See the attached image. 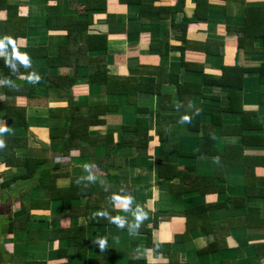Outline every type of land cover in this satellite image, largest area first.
Segmentation results:
<instances>
[{"label":"trees","instance_id":"trees-1","mask_svg":"<svg viewBox=\"0 0 264 264\" xmlns=\"http://www.w3.org/2000/svg\"><path fill=\"white\" fill-rule=\"evenodd\" d=\"M44 1L52 11L46 18L48 31L65 34L64 44L56 53H51L48 46L25 44L31 27L29 17L21 15L18 5L0 0V15L7 24L0 43V92L4 94L0 111L5 116L6 127L14 129L0 148V164L26 169L25 173L6 181L0 176V186L8 187L18 180L35 181L37 190L51 192L50 200L41 202L40 209L56 208V213L68 210L74 222L65 228L62 221V227L41 228L40 233H34L36 236H30L29 209H38L37 201L32 199L30 204H22V211L16 218L11 217L7 227L0 224V243L14 233H28L26 249L34 257L27 264H87L84 256L90 249L88 244L93 242L89 237L101 227L104 232L107 228H119L122 243L134 231L146 237V247L160 250L153 241L154 229L162 216H175L176 212L142 208L139 197L147 188L133 186L135 181L128 174L91 171V166H101L106 160L114 168L138 163V159L151 169L153 116L158 145L155 148L152 145V149L159 156L156 160L159 186H170L171 193L179 197L197 193L207 199L211 194L220 195L230 186L229 172L242 170L250 197L255 194L264 198V178L255 173L257 167H264V127L259 123L264 106L262 0H242L247 2L242 3L243 16H233L234 24H224L221 20L239 0ZM122 7L128 8L126 29L130 40L154 28L150 31L149 51L156 52L161 62L141 63L131 66L127 75H116L108 67L109 32L92 31L99 22H104L112 32L111 27L121 17L118 9ZM179 14L181 18L177 17ZM141 18L153 19L155 24L150 26ZM168 21L175 32L172 38L171 29L165 24ZM198 26L205 31L200 32ZM226 33L236 39L233 41ZM35 61L56 69L55 74L36 75ZM88 68L94 70L88 73ZM83 69L87 71L83 73ZM217 90L222 94H216ZM49 91H55L68 102L64 107H50V117H64L66 122L48 127V135L61 140L59 150L71 157L73 164L88 163L84 167L86 172L71 174L60 163L52 164L48 157L17 156L16 149L28 147L30 141L27 105L32 98ZM94 94L97 100L91 97ZM76 96H80V102L88 103L85 110L83 102L74 104ZM253 102L257 107H248ZM114 116L120 122L113 131H107L109 119ZM19 129L24 133L15 132ZM131 149L138 152L136 159L127 154ZM74 151L79 155L72 156ZM22 195L23 201L26 194ZM206 199L199 206L187 207L183 214L192 215L193 219L187 218L186 230L175 235V242L191 240L195 229L208 234V230L213 233L223 226L213 223L208 214L227 209L229 197L224 203H208ZM122 201L128 204L127 211L136 212L139 220L134 222L118 214V203ZM246 209L252 219L264 211V207ZM100 210L103 213L99 214ZM91 213L92 222L88 225L77 222L80 217L88 219ZM142 218L148 220L140 223ZM46 219L38 217L39 221ZM130 224L132 229L128 228ZM247 227L253 228L248 224L242 229ZM220 233L221 230L217 231L213 243L199 252L211 253L222 247ZM167 244L170 245L167 242L163 245L167 247ZM8 245L7 252L12 256L14 245ZM121 251L108 242L102 252L103 259L114 264L115 259L122 258ZM141 262L133 258L129 264Z\"/></svg>","mask_w":264,"mask_h":264},{"label":"crops","instance_id":"crops-1","mask_svg":"<svg viewBox=\"0 0 264 264\" xmlns=\"http://www.w3.org/2000/svg\"><path fill=\"white\" fill-rule=\"evenodd\" d=\"M9 1L11 4H16L20 7L22 11L20 12L21 15H27L29 17V23L31 24V27L29 29L28 37L26 38V41L24 43L37 47L48 46L51 53H56L59 46L64 44L65 34L63 33V35H60L58 32L57 34L50 33L48 31V27H46V18H48V16L52 14V11L48 9L47 3L44 0ZM262 3H264V0H262ZM238 7L239 6L235 5L234 8L228 10V16L223 17L221 21L224 22V24H234L235 21L233 16H243L239 14ZM127 11V7L118 9V15L120 14L119 16L122 17L124 14V16L126 15V18L122 17L121 19L120 17L117 23L118 25L114 24L111 27V30H113L112 32L110 31V26L104 24V22H99V25L94 26V31H92H100L105 33L109 32V51L107 52L108 67L111 73L116 75H127L129 74L131 66L135 67L141 63H159L157 58L159 57V55L156 52L149 51V44L151 41V34L149 33L150 31H143L139 35L132 36V40H130L131 35H129V32L126 29L127 24H125L127 21ZM53 12L55 11L53 10ZM217 20L219 19L217 18ZM6 27V20L3 15H0V43L3 42V39L5 37ZM198 27L200 32L205 31L202 30V26ZM192 32L195 34V30H193ZM226 36L233 41L234 39H236L234 35H229L226 33ZM171 55L173 56V54ZM40 61H35L33 63V68L36 75L46 76L55 74L56 69L47 68L45 65L41 64ZM93 70V68H88V73L92 72ZM86 71V69L82 70L83 73H85ZM93 91L94 90H92V92ZM96 93H98V90L96 91ZM88 96H86L85 98H87ZM81 97L85 99L83 96ZM91 97H93L94 99L97 98L96 94L91 95ZM108 99H110V97ZM3 100L4 94L0 92V103ZM79 100H81L80 96H76L74 104L75 102H83L81 103V105L83 106V110H85L88 103L83 100L80 102ZM67 102L68 100L66 98L58 97L55 91H49L47 93L45 92L41 97H35L34 99L32 98L30 103L27 105L29 118V130L27 134L30 137L29 146L16 149L17 156L19 158H25L27 156L47 157L49 154L50 157H48L50 162L52 164H57L53 162L54 156L62 155L69 160H67L68 164L66 165V167L62 165V168L64 167V169H67V167L69 168L71 166L69 168L71 173H73L74 170L76 172L77 168H84L89 165L88 163L73 164V160L70 159L71 157L64 156L63 153L59 150L61 140L50 138V136L48 135V127L62 125L66 122V119L64 117H50V107H64L67 105ZM254 106L257 107L256 105H254V102L249 103L248 105V107ZM261 111L263 112V116H261L259 123H261L264 127V106L263 108H261ZM109 120L110 122L108 126H106V130L113 131L112 129L115 127V124L120 122V118L116 117V120L110 118ZM154 128L156 129V126ZM11 132H14V129L6 127L5 116L0 111V148L5 146V137ZM15 132L24 133L22 129L15 130ZM156 140L157 136L155 135L153 146L154 148L157 146L155 145L157 142ZM154 148L152 150L153 156ZM74 153L76 154L74 155ZM77 154L79 155V152L74 151L72 153V156H78ZM51 157L53 160H51ZM96 167L98 168L99 166ZM155 168L156 167H153L152 165L150 169V171H153L154 174H156L157 172ZM91 169V171L94 170L92 166ZM241 171H236L235 173L229 172L228 179L230 182V186H226V189L224 188L225 190L223 191V193L221 192L220 195L211 194L207 197V199L197 193L179 197V195H174L171 193L170 186H159L158 184H156L157 180L153 182L152 179H146L147 181H145V185H143L144 188H147L146 195L141 196L142 202L140 206H144V208H148L153 212L159 211L161 210V208L163 210L166 209L172 212H176L175 216H168L166 218L163 217V219H160L159 226L154 229V232L152 234L153 241L155 243H159H156L155 245L158 248L160 247V250L156 251L152 247H146V237L142 235L138 236L134 231L130 232L128 234V237L125 238L122 243V231H120L119 228H107L106 232H104L102 231V229H100V227V230L98 229L97 232H92L89 237V239H91L93 242H91L92 244H88L90 245V249L87 252V255L84 256V260L86 258L88 264H96V262L102 264L104 261L105 264H112L109 261L107 262L103 259L104 254L102 253L108 246L109 242L111 246L116 248V250H122V258L115 259L114 264H129L130 259L133 258L135 260L138 259L139 261H142V264H183L187 262V264H264V211L261 215L259 214L257 217H255V219L254 217L252 219L248 217L246 209V207L263 208L264 198H259L258 195L256 197L255 194L250 197L247 192L248 189L245 186L243 173ZM25 172L26 169L24 168H16L13 166L7 167L5 166V164H0V176L2 181H6L16 175L23 174ZM255 173L257 177L264 178V167H257L255 169ZM262 188H264V186H262ZM156 190L158 192H156ZM16 194L19 196L12 198V201L8 200L9 197H12ZM22 194H26V197H23V201L22 199H20V195ZM50 197L51 192L49 189L37 190L35 187V181L31 180H18L8 187L0 186V222L4 224L6 219L10 221L12 215H15L14 218H16L19 212L22 211V204H30L32 202V199H35V201H37L38 203L35 207L38 209H29V214L31 217L29 218L28 222L30 223L32 230L38 229L37 232H41V228H38L36 226L38 217H46L48 219V225L46 223L47 226L42 227V229H46L47 227H49L50 229L62 227L64 225H62V221L63 223H65L66 220H69L70 224L71 220L72 222H74L68 210L63 211L62 213H56V208H52L50 210L40 209L43 206L41 205L43 203H41L40 201L46 202L50 200ZM226 197H229L230 200H225ZM242 198L244 199V202L242 201ZM205 199L208 203L209 201L224 203L228 200L227 209L222 208V210H214L213 212H210L208 214L210 216V220L214 221L213 223H223V226H220V228L213 233L212 230H208V234H204L200 229H195L191 233V240L186 242H175V235L185 232L187 218L190 220L193 219L192 215L187 217L183 214L187 207L193 208V205L199 206L202 202L205 201ZM20 200L24 203L20 202ZM124 204L125 203L123 201L122 203H118V214L124 217H127V215H129L127 218L134 222H136V220H139L136 213L133 214L134 212L127 211V208L124 209L123 207H120V205L123 206ZM217 211L223 213L224 215L216 214ZM68 217L70 219H68ZM147 220L148 219L143 220L142 218V221L140 220V223H144ZM77 222H79L80 224L85 223L86 225H88V223L92 222V219L90 217H88V219L80 217L78 218ZM233 222L237 223V225L235 224L234 226ZM248 224H252L253 228L251 230H249L248 227V229H242L244 228V226H248ZM132 227L133 225L131 224L128 226V228L131 229ZM219 230H221L220 236L224 241L223 246L219 249L216 247V249H213L215 251L211 253H208L206 251L203 253L199 252L201 250H204L209 244L213 243V241L216 239V232ZM105 237L107 244L104 247H101L97 243V241L100 239H105ZM23 238L26 239L27 237L24 236ZM23 238L21 239L20 243H16L19 244L18 250L22 249V251L25 252L27 260H25L23 264H27V262L32 260L34 256L27 251V242L26 240L22 241L24 240ZM166 242L170 244H167V247L163 245ZM260 246L261 250L259 249ZM11 257L9 258L10 260ZM100 257H102V259ZM19 262L20 261L16 263L18 264ZM10 263L13 264L12 262Z\"/></svg>","mask_w":264,"mask_h":264},{"label":"rangeland","instance_id":"rangeland-1","mask_svg":"<svg viewBox=\"0 0 264 264\" xmlns=\"http://www.w3.org/2000/svg\"><path fill=\"white\" fill-rule=\"evenodd\" d=\"M231 1V0H230ZM234 3V2H233ZM246 4L247 2H243L242 0H239V1H237L234 5H238L239 7V14L240 15H243V7H244V5L243 4ZM240 10H241V12H240ZM238 13V12H237ZM178 18H181L182 17V14H179L178 16H177ZM125 21H126V19H125ZM141 21L142 22H144V21H146V22H148V24H150V26H151V24H155V21L153 20V19H143V18H141ZM128 22V20L126 21V23L125 24H129V23H127ZM231 23H232V21H231ZM166 25H167V27L168 28H170L171 29V33H169V34H171V38H172V36H174L175 35V32L173 31L174 29H172L171 28V25H170V22L168 21V22H166L165 23ZM151 28V27H150ZM163 28H164V26H163ZM154 28H151L150 29V31H152ZM147 31H149V30H147ZM150 33V32H149ZM162 35H163V30H162ZM235 40V39H234ZM144 42V41H143ZM115 55V54H114ZM158 58V62H160L161 61V58H160V56L159 57H157ZM160 58V59H159ZM171 57H170V54L168 53V60L170 59ZM212 64H214V63H212ZM214 92H216V94H222L221 92H220V90H217V91H214ZM213 92V93H214ZM113 120H116V117H111ZM154 116H153V118H152V123H151V129H150V133H151V137H152V143L150 144V147H149V153H151V152H153L152 150V145H154V136L156 135V129L154 128L155 127V125H154ZM157 141V140H156ZM155 145H158V143L156 142V144ZM53 149H54V147H53ZM137 151H136V149H131L127 154H130V156H132V158H135L136 159V157L135 156H138L137 155ZM76 153H74V155H75ZM152 154V153H151ZM78 155V154H77ZM47 156V155H46ZM48 156L50 157V155L48 154ZM47 156V157H48ZM147 156V155H146ZM150 156V155H149ZM148 156V157H149ZM48 157V158H49ZM159 156L158 155H154V156H152V165H153V167H157V162L158 161H156V160H158L159 158H158ZM51 160H53L52 159V157H51ZM68 159L67 158H65V157H63L62 155H57V156H54V160H53V162H55V163H60L61 165H63L64 167H66V165L68 164V161H67ZM120 160V159H119ZM135 161V160H134ZM136 161H138V163L137 162H134V164L133 163H131L130 164V162L129 163H125V165L123 166V167H119V165H117L116 167H114V168H111L110 166H108V161L106 160V161H104V163H102V165L101 166H99L98 168L96 167H93L94 168V170H96V172L97 173H105V172H111V173H114V174H128L129 176H131L132 177V179H133V181H135L134 182V184H133V186H135L136 188L137 187H144L143 185H145V181H147L146 179H152V181L153 182H155L156 180H157V173L156 174H154L153 173V171L151 172L150 171V168H149V166H146L145 164H143V163H139V160L138 159H136ZM63 163V164H62ZM150 163H151V161H150ZM140 164H141V166H140ZM131 166V167H130ZM64 167H63V170H65L64 169ZM71 167V166H70ZM69 167V168H70ZM69 168L67 167V169L69 170ZM83 168V167H82ZM81 167L80 168H77V171L75 172V170L73 171V173H71V174H74V175H76V174H78V173H81V172H86L87 170H85V168H83L82 169ZM156 169V168H155ZM153 170H154V168H153ZM70 171V170H69ZM137 171V172H136ZM156 184H157V181H156ZM33 187V186H32ZM156 192H158L157 190H156ZM160 192V191H159ZM17 194H20V193H17ZM14 195V196H12V197H9L8 198V200L9 201H12V198H14V197H17V196H19V195ZM146 195V191L143 193V194H141L140 195V197H139V201H140V203L142 202V198H141V196H145ZM39 201V200H38ZM40 202H42V201H40ZM144 203V202H143ZM127 205L128 204H124L123 206L122 205H120V207H123L124 209L125 208H127ZM142 208H144V206L142 207ZM157 209V208H156ZM101 213H103V210L101 211H99V214H101ZM136 213V212H135ZM135 213H133V214H135ZM216 214H218V215H224L223 213H221V212H219V211H217L216 212ZM91 216H92V213L89 215V217L91 218ZM129 215H127V217H128ZM12 217H15V215H12ZM163 217L164 216H162L160 219H163ZM6 219V218H5ZM68 219H70L69 217H68ZM9 222H8V220L6 219L5 220V223H4V227H7V224H8ZM45 223H47L48 224V219H46L45 221H39L38 219H37V227L38 228H42V227H45V226H47ZM0 224H1V222H0ZM30 224V223H29ZM65 224V228L66 227H68V226H70L71 224H72V220H71V224H70V221L69 220H66V222L64 223ZM26 225H27V222H26ZM25 225V226H26ZM4 229V228H3ZM30 230V229H29ZM32 230V229H31ZM30 230V231H31ZM2 231H4V230H2ZM36 231L37 230H32L31 231V233H30V236H32V235H34V236H36V234H34V233H36ZM33 232V233H32ZM28 234V233H27ZM27 234L25 235L24 233H17V234H12V236H10V238H6L3 242H1L0 244V262L1 261H5V264H9L10 262H12V263H16V261H20L18 264H23V262H25V260H27V257H26V255H25V252L24 251H22V249H19L18 250V246H19V244L18 243H16V242H21V239L24 237V236H26L27 238L26 239H28V236H27ZM22 236V237H21ZM34 236H32V237H34ZM24 239V238H23ZM22 241H25V239L24 240H22ZM5 242V243H4ZM9 243H11V244H13L14 245V247H13V253H11L12 254V257H11V255L7 252L8 251V248H9ZM5 244V245H4ZM15 246H16V248H17V250L15 249ZM7 249V250H6ZM2 251H5V252H2ZM11 257V260L9 259ZM85 262H87V260H85ZM96 262V261H95ZM11 264V263H10ZM88 264V263H87ZM96 264H99L98 262H96ZM102 264H105V261L102 263Z\"/></svg>","mask_w":264,"mask_h":264},{"label":"clouds","instance_id":"clouds-1","mask_svg":"<svg viewBox=\"0 0 264 264\" xmlns=\"http://www.w3.org/2000/svg\"><path fill=\"white\" fill-rule=\"evenodd\" d=\"M97 243L101 246L104 247L107 244V241L105 239H100L97 241Z\"/></svg>","mask_w":264,"mask_h":264}]
</instances>
